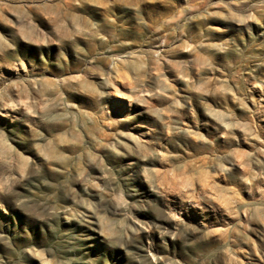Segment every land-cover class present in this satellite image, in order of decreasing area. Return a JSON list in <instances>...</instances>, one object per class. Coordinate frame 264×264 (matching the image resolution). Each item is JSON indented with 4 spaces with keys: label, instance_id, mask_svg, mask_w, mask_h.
<instances>
[{
    "label": "rangeland",
    "instance_id": "obj_1",
    "mask_svg": "<svg viewBox=\"0 0 264 264\" xmlns=\"http://www.w3.org/2000/svg\"><path fill=\"white\" fill-rule=\"evenodd\" d=\"M0 264H264V0H0Z\"/></svg>",
    "mask_w": 264,
    "mask_h": 264
}]
</instances>
